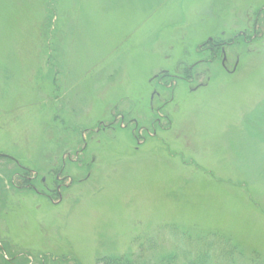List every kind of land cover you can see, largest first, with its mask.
<instances>
[{
	"label": "rangeland",
	"instance_id": "374dc122",
	"mask_svg": "<svg viewBox=\"0 0 264 264\" xmlns=\"http://www.w3.org/2000/svg\"><path fill=\"white\" fill-rule=\"evenodd\" d=\"M58 172L51 202L32 186ZM0 243V264H264V0H0Z\"/></svg>",
	"mask_w": 264,
	"mask_h": 264
},
{
	"label": "trees",
	"instance_id": "16d2710c",
	"mask_svg": "<svg viewBox=\"0 0 264 264\" xmlns=\"http://www.w3.org/2000/svg\"><path fill=\"white\" fill-rule=\"evenodd\" d=\"M223 40H218L215 37H210L208 42L204 43V45L202 46H207L208 49H203L202 47H200V50H198L196 53H198L199 58L196 60V62L194 61L193 64H191L190 66L184 67V71H183V75L184 76H188V75H194L197 72H194V69L197 65H200V63H209L212 62V55L215 57V55L222 51L221 46L223 45ZM233 44V42H232ZM208 52V53H206ZM204 54V55H203ZM203 55V56H202ZM171 74H173L172 72L170 73L168 72H162L159 73L158 76L160 78H162L163 82L165 84H169L170 82H172L175 78L177 79L176 76H172ZM182 76V75H181ZM168 77V78H166ZM173 77V78H172ZM179 78V77H178ZM182 79V78H181ZM166 80H169L168 82H166ZM183 82V81H182ZM173 86H175V83L172 84L170 87L172 88ZM175 88V87H173ZM233 253L237 252V249H235V247L233 246L232 248ZM178 260H177V258ZM185 259H190L192 260L191 262L188 261H184ZM102 264H147L146 261L141 260L140 258H134L131 256H124V257H115V256H110V257H104L101 259L100 261ZM155 264H210L209 261H203L202 259H197V258H191V257H179L176 254H171V255H164L161 256L157 261H155ZM255 264H259V263H255Z\"/></svg>",
	"mask_w": 264,
	"mask_h": 264
},
{
	"label": "flooded vegetation",
	"instance_id": "af4514ba",
	"mask_svg": "<svg viewBox=\"0 0 264 264\" xmlns=\"http://www.w3.org/2000/svg\"><path fill=\"white\" fill-rule=\"evenodd\" d=\"M223 50V49H222ZM164 71H169V70H163L162 72H164ZM161 72V73H162ZM172 76H178V75H172ZM155 78H157L158 79V81H159V84H160V87H162L163 85H166L164 82H163V80H162V78H160L158 75H155L154 76ZM179 78H182V81L185 83V81L186 82H189V81H192V79H195V76H193V75H188V76H184V75H180V76H178ZM174 80L172 81V82H170V86L172 85V84H174L175 83V85H176V83L178 82L177 81V79H175V78H173ZM166 86H169V85H166ZM162 88H164V87H162ZM159 91H156L155 90V92H154V94H156V93H158ZM159 98V97H158ZM162 99L161 98H159L158 99V102L159 101H161ZM150 109H151V106H150ZM157 110H160V108H158ZM157 110H154V104H152V112H153V114L154 115H156L157 114ZM115 115V114H114ZM121 118H122V121L124 120V116L123 115H121ZM160 118L158 117L157 118V120H159ZM137 121V120H136ZM138 122V121H137ZM136 122V123H137ZM102 123V122H101ZM103 125V124H102ZM111 126V125H110ZM122 126V125H121ZM104 127H109V126H106V125H104ZM144 129H146L145 127H143V130ZM83 152V150L82 151H77L76 153H75V155H76V158L75 159H71V157H70V155L68 156L67 155V157L70 159V161H74V162H78L80 159H82V155H81V153ZM67 154H70V153H67ZM65 157H66V155H65ZM16 161V160H15ZM17 162V161H16ZM66 165V162L65 163H63V166H65ZM27 178H26V180L25 181H27V180H29V179H32L33 177H30V176H27V175H25ZM21 177H24V175H22V176H19V178H21ZM55 182H58L57 184H55V185H49V184H47V183H45V177H43L42 178V181L44 182V188L47 190H42V189H38L36 186H32L33 188H34V190L38 193V194H40L41 196H43V197H46L47 199H49L51 202H55L54 201V197L52 196V194H58V196H59V198L61 199L62 197H63V193H62V186H63V184H61V180H62V177H61V172H58V174L56 175V178H55ZM71 180V182H72V179H70ZM54 182V183H55ZM16 183H15V180H12V185L14 186V187H18L19 185H15ZM30 184V183H29ZM29 184H27L26 185V187H28V186H30ZM65 185H68V184H65ZM19 187H21V186H19ZM32 188V189H33Z\"/></svg>",
	"mask_w": 264,
	"mask_h": 264
}]
</instances>
